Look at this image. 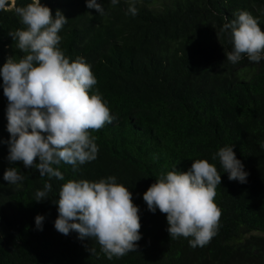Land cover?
I'll use <instances>...</instances> for the list:
<instances>
[{
    "label": "trees",
    "instance_id": "trees-1",
    "mask_svg": "<svg viewBox=\"0 0 264 264\" xmlns=\"http://www.w3.org/2000/svg\"><path fill=\"white\" fill-rule=\"evenodd\" d=\"M97 2L104 15L86 0H41L53 16L59 9L67 18L59 47L70 61L85 58L97 79L92 91L99 89L115 117L90 130L95 160L75 172L61 162L64 180L10 162L0 77V264H264V59L229 62L231 32L222 31L241 10L264 30V0H136V16L126 15L130 0ZM23 27L13 11L0 10V67L8 56L24 55L9 35ZM225 145L243 163L246 183L230 181L219 158L212 159ZM196 159L220 172L214 202L221 216L211 241L193 248L191 238L170 237L166 215L148 210L143 194L161 173L187 171ZM9 167L25 177L18 185L4 180ZM108 176L132 192L141 223L137 250L111 260L95 239L54 227L63 183ZM45 183L52 184L49 198L36 201ZM38 214L45 217L42 230Z\"/></svg>",
    "mask_w": 264,
    "mask_h": 264
},
{
    "label": "clouds",
    "instance_id": "clouds-1",
    "mask_svg": "<svg viewBox=\"0 0 264 264\" xmlns=\"http://www.w3.org/2000/svg\"><path fill=\"white\" fill-rule=\"evenodd\" d=\"M86 2L89 9L105 14L97 0ZM135 2L130 0L126 15L138 14ZM118 3L111 0L113 6ZM0 10L13 11L25 26L9 33L24 55L19 59L10 55L0 67L8 101V159L37 168L41 177L64 180L56 166L64 162L75 172L79 165L95 160L99 148L90 130L99 131L115 117L99 89L92 91L97 79L85 58L77 56L70 61L60 49L59 33L67 23L61 10L53 16L41 0H31L26 6H17L16 0H0ZM229 30L233 44L227 53L229 62L236 64L244 56L256 63L264 59V30L251 13L239 11L235 19L223 25L222 31ZM217 157L230 181L247 182L248 173L233 145L221 147L212 159ZM3 178L10 185L25 179L16 167L6 169ZM218 185L221 175L217 167L207 159H196L187 171L174 167L161 173L143 199L148 210L155 213L159 209L166 215L172 239L191 238V247H204L219 227L221 211L214 202ZM51 189L52 184L45 183L43 190L35 193V200L49 198ZM55 202L58 216L54 227L59 233L75 231L81 239H95L109 260L137 250L140 210L132 192L115 176L98 181L69 179L62 184ZM44 219L39 214L35 217L37 229L42 230Z\"/></svg>",
    "mask_w": 264,
    "mask_h": 264
}]
</instances>
